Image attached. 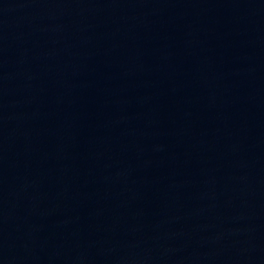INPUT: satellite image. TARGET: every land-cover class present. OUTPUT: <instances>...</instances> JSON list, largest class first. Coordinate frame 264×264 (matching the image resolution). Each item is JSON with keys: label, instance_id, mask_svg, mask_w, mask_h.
<instances>
[{"label": "water", "instance_id": "1", "mask_svg": "<svg viewBox=\"0 0 264 264\" xmlns=\"http://www.w3.org/2000/svg\"><path fill=\"white\" fill-rule=\"evenodd\" d=\"M0 264H264V0H0Z\"/></svg>", "mask_w": 264, "mask_h": 264}]
</instances>
